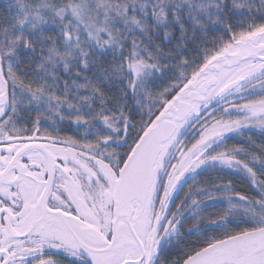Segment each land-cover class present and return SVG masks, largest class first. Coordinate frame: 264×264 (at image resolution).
Instances as JSON below:
<instances>
[{
	"label": "snow or ice",
	"instance_id": "1",
	"mask_svg": "<svg viewBox=\"0 0 264 264\" xmlns=\"http://www.w3.org/2000/svg\"><path fill=\"white\" fill-rule=\"evenodd\" d=\"M0 264H264V0H0Z\"/></svg>",
	"mask_w": 264,
	"mask_h": 264
}]
</instances>
